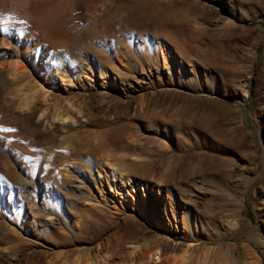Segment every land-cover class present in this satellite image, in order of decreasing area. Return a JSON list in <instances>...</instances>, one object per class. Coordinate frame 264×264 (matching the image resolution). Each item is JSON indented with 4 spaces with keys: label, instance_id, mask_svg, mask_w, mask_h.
<instances>
[{
    "label": "rangeland",
    "instance_id": "obj_1",
    "mask_svg": "<svg viewBox=\"0 0 264 264\" xmlns=\"http://www.w3.org/2000/svg\"><path fill=\"white\" fill-rule=\"evenodd\" d=\"M46 3L53 15L39 26L0 22V52L15 47L7 61L40 79L36 100L48 112L65 94L81 113L73 125L50 127L52 118L19 114L0 94V122L19 135L11 143L0 136V178L16 171L22 181L0 213V264H113L134 256L137 240L144 253L165 247V264H264V0ZM163 45L174 55L167 69ZM43 49L61 53L44 79ZM87 54L93 83L65 92L59 73L70 65L84 78L77 64ZM124 86L136 87L134 96ZM143 96L148 105L138 111ZM65 146L75 155L67 161ZM108 159L137 180L130 191L146 190L144 215L127 192L118 198L120 177L107 183ZM36 186L58 196L29 204L20 194Z\"/></svg>",
    "mask_w": 264,
    "mask_h": 264
},
{
    "label": "bare ground",
    "instance_id": "obj_2",
    "mask_svg": "<svg viewBox=\"0 0 264 264\" xmlns=\"http://www.w3.org/2000/svg\"><path fill=\"white\" fill-rule=\"evenodd\" d=\"M45 1L46 0H0V22L4 23V21H10L12 19H17L19 21L27 20L28 22L34 24L35 26L37 25L39 26V23L36 21V19L42 16L52 17L53 15L51 12V9L45 6V5H48L47 3L45 4ZM13 14H16L17 17L16 18L13 17L12 16ZM3 43H7V41L4 40L2 41V44ZM14 48H15L14 46H11V49H6L5 52H0V94H3V95L8 94L7 95L8 97L11 96L12 99L7 100V101H11L13 99L16 101L15 103L14 102L13 103L16 104V109L20 112V113L18 112L19 114H22V115H26L29 113L39 114L40 119H44L47 121H49L50 118H52L53 122L49 121L50 127L53 126L55 121H61L62 123H67L69 125L75 124L76 122L75 114L81 113V109L78 107L77 103L68 95L64 94V96L60 97L58 101L54 103L52 110L49 112L47 110L48 108H46L45 106L41 104H38L39 100L37 101L36 98L38 97V93L42 91L41 90V87L43 86L42 82L40 81V79H33L32 74L26 70L27 68L26 64L21 63L19 61L18 62L17 61L16 62L7 61L10 58L14 57V53H13ZM41 52H44L43 55L45 56V59L47 60L45 61L44 59L45 63L43 65L42 76L44 79L46 77H49L50 71H52L53 69V66H54L53 59L58 58L61 53L49 52L46 49H43ZM89 58L90 57L87 54V57L85 58L87 62H83V63L79 62V64H77L82 74L84 75V78L77 80V73L70 65L65 66L63 71L59 73L58 77L63 80V83L65 84L67 83V86L62 85L64 87L63 90H65V92H68V90L72 91L71 86L73 85H78L79 87H87L88 85L87 83H90V84L93 83L94 69L90 64ZM159 58H160V61L163 67L167 69V67H169L168 65L171 63L172 59L174 58V55L171 49H168L165 45H163L159 53ZM54 78H56V76L53 75L52 80ZM20 80L21 81L27 80V81H26V84L19 85L18 87V85L17 84L15 85V83L19 82ZM13 83L15 87L16 86L17 87L15 90L10 91L11 85ZM104 84L108 86L109 81H107ZM123 92L125 93V96L127 98H130L131 96H134V93L136 92V87L124 86ZM7 96L6 98H8ZM6 98L3 99L4 100L3 102L6 101L5 100ZM45 101H47V99L44 98L41 102L44 103ZM139 101L140 102L138 104L137 109L138 111H141L145 107H147L148 100H146V96H143L141 100ZM74 108L77 112H74ZM106 110L107 112H110L109 107H107ZM112 114L113 113L107 114L106 118L111 117ZM0 136L7 143L8 142L11 143L14 137H17V136L19 137V135L14 132V129L11 127V125H5L4 123H1V122H0ZM159 146L167 147L166 145H161V144H159ZM15 147L19 149L18 145H15ZM65 147L66 148H63V151L65 154H62L61 158L67 161V159L75 155L71 153L70 150H68L67 146ZM105 155L110 156L109 153ZM49 157H52L51 152L48 153V158ZM1 158H2V152L0 150V159ZM83 158L85 161H89L90 163L92 162V160H88V158H85V157ZM106 163L107 164L105 165L103 164L102 169L105 171L104 176L106 177L107 183L111 185V187L112 186L114 187L117 184L116 183L113 184L112 179L120 177L122 184L118 186V188H121L120 195H118V198H120L121 196H124L125 192H127L130 202H132V204L138 209L137 213L139 215H144L147 204L144 201L143 197L147 199L146 190L142 192L141 195L137 192V190H134V192L130 191V189L128 188V185L137 183L136 182L137 180H135V178H133L131 175L127 173H123L119 175L116 162L110 161V159H108L106 160ZM100 171L101 170L99 169L98 172ZM5 179L0 180V213L1 214L3 213V215H5L4 207L7 206L6 205L7 196L9 195L13 197V185L14 184L20 185L22 182L19 174L16 171H13L12 173L10 172V175L7 177L6 180ZM57 185H60V184L57 183ZM82 187L84 186L81 185V189ZM98 191L100 192V196L102 198L107 197L106 193H108V191L106 192L103 186H101L98 189ZM20 195L22 196L23 200L29 199V204L31 202L34 204H36L38 201L42 202L41 204L43 207L49 204L48 202L49 198H55L58 196V194H55V193H50V194L44 193L41 191V188H38L37 186L31 190L23 191ZM140 196L141 198H138ZM57 204H59V202H57ZM24 208H25L24 202H22L21 200V206H20L19 212H17L16 209H14V212L16 211L17 212L16 215L18 216L20 211L24 210ZM55 209H56V212L52 210L51 214L56 215L57 213V215L59 216L60 215L59 213H61L60 208H58L59 212L57 208ZM17 220L19 221L18 218ZM26 221H28L32 227H36L37 221L34 217H28ZM186 221L188 222L186 223ZM186 221H185L186 225L184 229L187 228L188 229V230L186 229L187 232H190L191 237H194L193 234L194 232H196V230L194 226L192 225V222H190V220H186ZM115 232H119V229L116 230ZM138 243H140L139 240L133 243L131 253L135 254L134 256L129 257L128 261L126 259H122V262L115 261L113 262V264H165L163 262L164 254L166 252L165 247L158 246V247L151 249L147 253H144L143 251L139 250L141 244H138ZM186 257L187 256L185 254L182 256L181 259H186ZM80 258H76L70 262L64 261L63 264H83L85 258H81V259ZM89 259L86 258V260L88 261ZM173 264H180V263L175 260Z\"/></svg>",
    "mask_w": 264,
    "mask_h": 264
}]
</instances>
